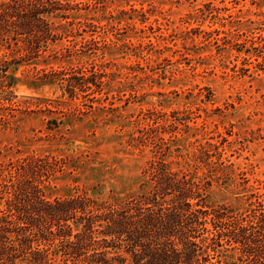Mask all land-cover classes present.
I'll return each instance as SVG.
<instances>
[{"label": "rangeland", "instance_id": "obj_1", "mask_svg": "<svg viewBox=\"0 0 264 264\" xmlns=\"http://www.w3.org/2000/svg\"><path fill=\"white\" fill-rule=\"evenodd\" d=\"M77 1L89 5L49 14L60 38L39 57L0 43V165L57 157L45 196L121 200L148 191L162 158L209 205L250 208L264 193V0ZM93 70L101 91H65Z\"/></svg>", "mask_w": 264, "mask_h": 264}, {"label": "trees", "instance_id": "obj_2", "mask_svg": "<svg viewBox=\"0 0 264 264\" xmlns=\"http://www.w3.org/2000/svg\"><path fill=\"white\" fill-rule=\"evenodd\" d=\"M80 5L89 2L0 0V43L39 57L60 38L49 14ZM79 73L64 78L70 96L102 90V74ZM62 163L29 154L0 165V264H54L57 257L71 264H216L221 249L235 251L236 264H264V193L243 212L214 207L195 175L159 158L145 170L146 192L121 200L88 192L49 198L44 186Z\"/></svg>", "mask_w": 264, "mask_h": 264}]
</instances>
